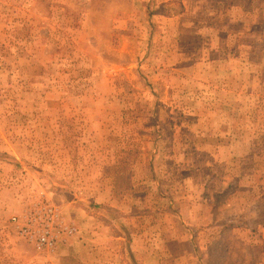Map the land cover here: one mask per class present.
Masks as SVG:
<instances>
[{
	"label": "rangeland",
	"instance_id": "rangeland-1",
	"mask_svg": "<svg viewBox=\"0 0 264 264\" xmlns=\"http://www.w3.org/2000/svg\"><path fill=\"white\" fill-rule=\"evenodd\" d=\"M43 204L52 250L11 223ZM257 230L264 0H0V264H256Z\"/></svg>",
	"mask_w": 264,
	"mask_h": 264
},
{
	"label": "built area",
	"instance_id": "built-area-1",
	"mask_svg": "<svg viewBox=\"0 0 264 264\" xmlns=\"http://www.w3.org/2000/svg\"><path fill=\"white\" fill-rule=\"evenodd\" d=\"M11 223L23 239L33 243L39 250L56 248L61 234L70 235L75 230L62 221L56 209L45 204L28 209L21 219L12 216Z\"/></svg>",
	"mask_w": 264,
	"mask_h": 264
},
{
	"label": "crops",
	"instance_id": "crops-1",
	"mask_svg": "<svg viewBox=\"0 0 264 264\" xmlns=\"http://www.w3.org/2000/svg\"><path fill=\"white\" fill-rule=\"evenodd\" d=\"M256 234H257V236H259L260 234L262 235V237L264 236V232L263 231L260 232L259 230H257ZM258 252L260 254V258L257 257L256 264H264V246L263 247L262 246L258 247ZM111 264H113V263H111Z\"/></svg>",
	"mask_w": 264,
	"mask_h": 264
}]
</instances>
